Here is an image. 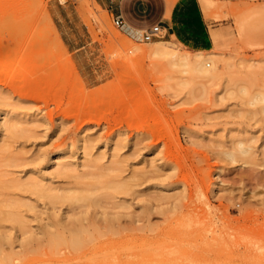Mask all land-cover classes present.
I'll return each mask as SVG.
<instances>
[{
	"label": "rangeland",
	"instance_id": "rangeland-1",
	"mask_svg": "<svg viewBox=\"0 0 264 264\" xmlns=\"http://www.w3.org/2000/svg\"><path fill=\"white\" fill-rule=\"evenodd\" d=\"M142 1L140 30L171 17V36L142 42L125 35L94 0H0V58H6L0 112L34 120L28 135L0 132V181L49 176L57 166L45 157L56 152L60 163H74L80 172L86 150L92 157L104 152L106 166L116 145L120 176L139 175L135 192L115 201L124 198L140 210L156 199L144 221L153 231L137 240L138 253L127 264L160 258L159 264H264V113L244 104L238 89H224L246 79L247 90H264V0ZM163 40L190 55H216L217 78L207 92L201 93L199 76L149 56ZM238 140L251 147L252 158L239 154ZM95 169L89 172H115ZM58 176L54 185L74 183ZM4 185L0 198L37 207L19 208L29 218L25 230L35 228L45 216L41 200ZM37 255L14 264H31ZM83 259L75 264L98 258Z\"/></svg>",
	"mask_w": 264,
	"mask_h": 264
},
{
	"label": "bare ground",
	"instance_id": "bare-ground-1",
	"mask_svg": "<svg viewBox=\"0 0 264 264\" xmlns=\"http://www.w3.org/2000/svg\"><path fill=\"white\" fill-rule=\"evenodd\" d=\"M149 56L157 60L159 59L158 61L160 62L162 60V62H164V66H168V69L173 68L172 70L176 71L178 67H181L186 73H193L191 76H199L200 79L197 77V81L200 80V82L198 81L200 85H198L201 87V93L207 92L208 88L214 84L215 78H217L215 77L217 76L215 66V61L217 58L214 54L203 55L198 52L190 55L187 52L179 51L173 42L163 40L154 42V47L151 49V51H149ZM5 61V56H2L0 58V63H4ZM179 70L182 72L181 69ZM243 80L245 82H243ZM243 80L241 81L242 84L237 86L235 79H233L237 87L234 85L233 81L230 80L232 81L231 83L233 86L231 84L230 88V86L227 84L228 87H225L224 89L226 90L229 88L230 90L232 87L233 91L238 89V92H235L238 94L240 93L238 95V98L240 99L242 98L241 95L243 97L245 96L246 101H244V104L252 107L259 106L256 109L264 113V90H259L252 93L251 91L247 90L249 88L248 86H251V81L250 84L247 85L246 81L248 80ZM188 82L193 83L189 80ZM182 83L179 82L181 85ZM194 83H196V81H194ZM243 83H245L247 86L243 85ZM260 87H263V85ZM226 91H228V89ZM32 123H34V120L32 119L28 120L21 118L16 114L11 115L5 111L0 112V132L3 134L28 135L26 131L28 126L32 125ZM86 147L87 145H84L83 150L87 149ZM234 147L237 149L239 154L241 153L244 156L246 155L252 158V155L255 154L251 151V147L246 146L242 140H238ZM115 150L116 145L113 148L111 158L108 163L110 167H108V164L105 166L102 163V159L105 157L104 152L99 153V155L96 157H92V155L90 154V156L89 152H87L88 150H86L84 152L85 158L81 163V167L82 169L84 168L87 170H83L81 172L78 171V168L74 163H60L58 160L62 157V153L56 152L49 155L48 157H45L47 164L56 162L55 165L57 166L53 172L49 173V176L44 174H39L36 176V173L33 176L27 174L30 176L24 177L25 179L23 180L21 178L18 179L20 176H18V178L14 176L15 179H7L8 181L10 180V183H13L12 186L10 185V188L8 185L10 183H6L7 185H4V182L1 183L0 181V185H4L5 189L8 187L10 190L11 188L17 187L22 189L23 192L35 196L36 199L41 200L45 210H39L42 214H45L44 218L41 217L42 219L40 220L38 218L39 223L36 224V227L33 228L32 225L30 228L27 227L30 229V231H28L29 229L25 230V228L28 225L27 223H29L26 222V220L29 221V218L25 220L27 216L24 217V214L22 211H20L21 206H27V210L32 208L36 209L37 207L29 205V203L26 204L25 202L27 201L24 202L26 199H15V196H13L14 198L12 197V199L10 196V199L8 200L7 198H0V264H14V261L17 259L20 260L21 256H26L27 258V254H33V252L34 254L38 253V255L35 258H32L34 262L31 264H43L44 262H47V264H58L60 262L61 264L62 261L67 262L68 264H75V262L78 260L80 261V259L82 261L83 258L92 259L94 257L98 258L95 264H127L130 262L132 259L130 257L134 253H138H133V250L136 249L135 246L137 240L139 241L142 239L143 241V239L147 238L146 233L153 231L150 230L148 227L149 225H146L144 221L148 220V215H150V213H152V211L155 209L153 202H156V199L149 198L146 206L141 207L142 209L140 210H136L132 206L133 202H127V200L124 198H119V200L115 201L116 195L128 196L130 193L132 194L135 192L132 190V187L137 185L136 179L139 175L137 171H132L131 175L127 179L120 176L121 173L123 174L124 169L122 168L123 166H120V161H117L116 159ZM230 152H227L228 157L234 155V153L232 155V152ZM262 156L264 158V145L262 147ZM42 158H44V156H42ZM13 160L15 161V159ZM234 160L235 159L231 161ZM11 162L9 165H11ZM112 165H114V167H111ZM99 167L100 169L103 168L102 171L115 172L110 173V175L114 173L110 177H107L106 174L92 175L93 173L91 174V172H89V170L92 171L93 169H95V171L97 169L100 171ZM116 171H119L118 174H116ZM58 175H63L64 179L68 178V176L65 177L66 175H69L73 177L74 183L65 184H70L71 186L54 185L52 180ZM0 177H2V174ZM86 179H89V181L94 183H89L88 180V182H86ZM3 181H5V179ZM97 185H100L99 188L102 192H99ZM2 188L0 190L4 191V188ZM158 190L160 192L165 191V189L160 185ZM0 196L2 197L3 194ZM160 196H162V194ZM7 197L9 198V195ZM102 199H109L110 201L112 200V203L110 206L103 208L101 207L102 204H99L100 200ZM60 206H65L66 208L61 210L59 209ZM40 212L38 214H40ZM5 223H10L12 225H8L9 227H6L4 225ZM33 229L35 230L31 231ZM144 243L147 242L144 241ZM148 244L149 243H147V245ZM16 247L19 249L17 248L16 250ZM137 255H135L136 258L140 257L139 255L137 257ZM149 257L146 258L148 259ZM26 258L24 257V259ZM154 259L156 258H153L152 261H154ZM158 260L156 261L159 264ZM156 261L153 263H156ZM164 261H162V263L166 264Z\"/></svg>",
	"mask_w": 264,
	"mask_h": 264
},
{
	"label": "crops",
	"instance_id": "crops-1",
	"mask_svg": "<svg viewBox=\"0 0 264 264\" xmlns=\"http://www.w3.org/2000/svg\"><path fill=\"white\" fill-rule=\"evenodd\" d=\"M94 2L110 13L112 18L115 16H120L122 18L123 27L120 30L125 35L134 38L140 36L139 33L142 32V30H140L139 15L140 9L142 8L141 6L144 4L142 0H94ZM158 23L163 26L165 35L171 36L170 31H173V21L171 17L163 18Z\"/></svg>",
	"mask_w": 264,
	"mask_h": 264
},
{
	"label": "built area",
	"instance_id": "built-area-1",
	"mask_svg": "<svg viewBox=\"0 0 264 264\" xmlns=\"http://www.w3.org/2000/svg\"><path fill=\"white\" fill-rule=\"evenodd\" d=\"M112 22L115 28L121 29L123 27V20L120 16L112 18ZM165 35V30L160 23L154 24L144 30H142L139 39L142 42H150L154 39L161 38Z\"/></svg>",
	"mask_w": 264,
	"mask_h": 264
}]
</instances>
